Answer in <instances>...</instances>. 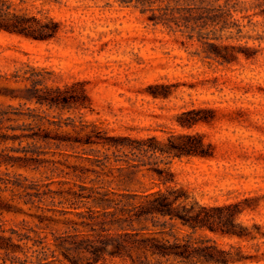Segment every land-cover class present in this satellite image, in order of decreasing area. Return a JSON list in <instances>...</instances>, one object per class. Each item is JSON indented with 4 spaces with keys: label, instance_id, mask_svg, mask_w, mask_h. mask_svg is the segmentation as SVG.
Wrapping results in <instances>:
<instances>
[{
    "label": "rangeland",
    "instance_id": "obj_1",
    "mask_svg": "<svg viewBox=\"0 0 264 264\" xmlns=\"http://www.w3.org/2000/svg\"><path fill=\"white\" fill-rule=\"evenodd\" d=\"M33 1L24 0L20 9L36 12ZM44 1L37 6L63 23L58 38L37 41L0 30V233L16 229L52 242L53 233L84 230L73 220L81 221L77 212L98 208L85 198L91 189L143 191L157 180L148 166L132 174L127 160L137 158L98 144L97 136L166 139L172 131L198 132L215 146L213 158L173 160L177 182L210 205L254 197L256 208L240 219L264 227V0H231L228 6L226 0H207L202 6L238 10L227 28L217 21L194 32L171 21L172 9L181 18L185 12L177 8L199 2L166 0L143 13L136 2ZM214 45L227 46L237 59L222 63L210 52ZM28 70L40 74L35 79L51 78L53 87L87 82L92 108L28 101L22 81L31 76ZM156 84L170 85L169 96L155 98ZM200 107L215 109L216 120L193 129L178 125L179 114ZM91 124L97 127H87ZM27 248V255H16L21 261L52 259V254L37 258L40 247L33 241Z\"/></svg>",
    "mask_w": 264,
    "mask_h": 264
},
{
    "label": "trees",
    "instance_id": "obj_2",
    "mask_svg": "<svg viewBox=\"0 0 264 264\" xmlns=\"http://www.w3.org/2000/svg\"><path fill=\"white\" fill-rule=\"evenodd\" d=\"M37 1L32 2L37 11L27 12L20 9L24 0H0V30L37 41L58 38L63 23L51 16L49 11L39 8ZM119 1L127 5L136 2V6H143L141 10L145 13L153 10L152 7L157 2L166 0ZM188 1L199 2L201 5L177 8L179 12H185L181 18L176 17L175 10L172 9L171 21L179 28L184 27L192 32L198 27L203 30L210 23L216 25L217 21L223 22L222 29L227 28L233 12L238 10L223 6H202L207 0ZM230 1L226 0L227 6ZM44 2L51 4L59 3L60 0ZM243 10L247 9H241ZM155 20L159 18L156 17ZM201 21L203 23L198 24ZM214 46L210 52L222 63H232L237 59L235 54L226 51L227 46ZM26 74H31L22 77L28 101L49 108H70L73 105L79 109L92 108L87 82L77 81L67 83L64 87H53L49 84L52 80L49 77L35 79L33 76L40 74L32 73L31 70ZM170 89V85L156 84L152 85L151 93L155 98L168 97L170 93L167 91ZM11 96L19 98L18 95ZM7 114L3 113L4 116ZM215 116V109L190 108L178 115L177 122L184 129H193L202 123H213ZM97 137L98 144L115 147L123 150L127 156L131 154L137 158L127 160L132 174L137 173L138 170L135 169L148 166V170L157 177L154 186L143 191L127 190L121 193L91 189V193L85 198L92 199L98 208L77 212L81 221L73 220L75 226L85 229L79 230L77 227L74 233L67 235L53 233L52 242L44 238H33L16 229H12L10 235L3 230L0 233V264H106L117 260L125 264H249L264 260L263 225L258 222L247 224L240 219L246 211L256 208L254 197L210 205L201 202L176 180V173L172 169L173 160L210 159L215 156L214 144L207 142L204 135L198 132L172 131L166 139L159 136ZM96 142L89 141L88 144ZM34 232L38 234V231ZM213 235L219 238H238L251 245L224 244ZM29 241L40 247V250L35 251L38 252L37 258L52 254V259L40 258L37 263L21 261L16 255L28 254ZM252 249L256 253H252Z\"/></svg>",
    "mask_w": 264,
    "mask_h": 264
}]
</instances>
